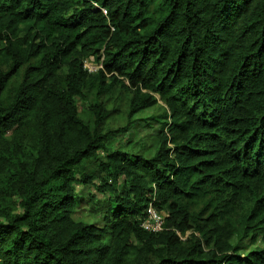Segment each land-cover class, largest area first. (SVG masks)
I'll list each match as a JSON object with an SVG mask.
<instances>
[{
  "label": "trees",
  "instance_id": "obj_1",
  "mask_svg": "<svg viewBox=\"0 0 264 264\" xmlns=\"http://www.w3.org/2000/svg\"><path fill=\"white\" fill-rule=\"evenodd\" d=\"M152 108L153 152L115 146ZM0 264H264V0H0Z\"/></svg>",
  "mask_w": 264,
  "mask_h": 264
},
{
  "label": "rangeland",
  "instance_id": "obj_2",
  "mask_svg": "<svg viewBox=\"0 0 264 264\" xmlns=\"http://www.w3.org/2000/svg\"><path fill=\"white\" fill-rule=\"evenodd\" d=\"M26 31L27 27L22 26V34H25ZM98 67V64L92 61V58H90L89 61L85 62V68L88 70V72H90V74H94V72L97 71ZM103 100L108 103V110L112 111L111 116H109L104 123V132H113L115 130H120V128L124 127L127 123V92L120 88H114L103 98ZM84 106L85 105L82 103V101H77L78 112L91 124L92 121L90 119V116L85 111ZM160 114L161 110L159 108H152L135 116L132 124V127H135L133 128V133H130V131L116 132L112 137L114 145L122 146L125 151L148 150L150 151V153H152L156 148L155 136L159 131V125L152 121V117ZM76 192L80 197V204L74 215V219L83 223L100 224L102 222V217L101 215L97 214L96 208L98 207L99 200L101 199V194L97 193L96 190L89 186H78L76 187ZM92 195L95 196V201L94 199H92V201H89V198ZM238 244H241L239 245V247H241V254L256 247H249L247 245V241L238 242ZM256 245L258 246L260 244L257 243Z\"/></svg>",
  "mask_w": 264,
  "mask_h": 264
},
{
  "label": "built area",
  "instance_id": "obj_3",
  "mask_svg": "<svg viewBox=\"0 0 264 264\" xmlns=\"http://www.w3.org/2000/svg\"><path fill=\"white\" fill-rule=\"evenodd\" d=\"M96 6V4H95ZM165 215L163 213L158 214L150 206L147 209V219L141 224V227L147 232H160L163 227Z\"/></svg>",
  "mask_w": 264,
  "mask_h": 264
}]
</instances>
